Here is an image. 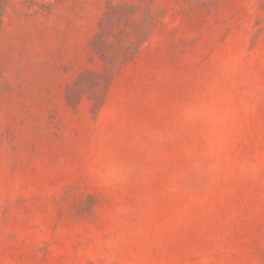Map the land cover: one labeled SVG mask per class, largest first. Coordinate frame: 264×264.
I'll list each match as a JSON object with an SVG mask.
<instances>
[{
    "label": "rangeland",
    "instance_id": "rangeland-1",
    "mask_svg": "<svg viewBox=\"0 0 264 264\" xmlns=\"http://www.w3.org/2000/svg\"><path fill=\"white\" fill-rule=\"evenodd\" d=\"M0 264H264V0H0Z\"/></svg>",
    "mask_w": 264,
    "mask_h": 264
}]
</instances>
